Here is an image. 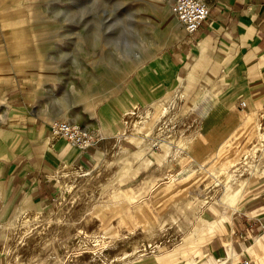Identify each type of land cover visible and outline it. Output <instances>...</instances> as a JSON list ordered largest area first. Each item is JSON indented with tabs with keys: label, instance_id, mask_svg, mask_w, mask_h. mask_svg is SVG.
Returning <instances> with one entry per match:
<instances>
[{
	"label": "rangeland",
	"instance_id": "rangeland-1",
	"mask_svg": "<svg viewBox=\"0 0 264 264\" xmlns=\"http://www.w3.org/2000/svg\"><path fill=\"white\" fill-rule=\"evenodd\" d=\"M174 1L0 0V87L8 81L0 96V169L28 144L44 149L58 120L81 125L94 143L86 162L56 165L49 199L31 191L16 197L7 170L0 174V264H161L168 258V264H184L197 245L183 241L186 209L179 211L172 197L186 186L189 203L222 198L221 182L206 190L214 169H221L223 178L226 171L236 175L245 162L264 156L262 100L201 163L192 157L162 170L153 155L165 142L177 150L181 137L197 138L199 107L205 103L188 90L190 78L176 82L172 52L184 34L172 12ZM5 3L12 4L8 10ZM170 15L178 33L166 25ZM16 21L21 26L12 30ZM136 126L145 141L154 140L144 151L132 138ZM104 130L108 137L101 139ZM6 146L15 152L10 159L2 157ZM136 152H145L153 164L145 167ZM152 174L157 183L138 192L134 202L120 196L138 191ZM200 208L199 218L204 215L216 227V208L204 203ZM145 211L160 226L149 222Z\"/></svg>",
	"mask_w": 264,
	"mask_h": 264
},
{
	"label": "crops",
	"instance_id": "crops-1",
	"mask_svg": "<svg viewBox=\"0 0 264 264\" xmlns=\"http://www.w3.org/2000/svg\"><path fill=\"white\" fill-rule=\"evenodd\" d=\"M10 5L5 3L4 9L8 10ZM208 6L210 14L196 33L187 34L181 24L184 36L176 53L172 52V61L178 63L176 82L190 78L186 83L188 90L192 88L199 94V101L206 103L199 107L197 131L194 132H198L197 138L190 136L184 147L185 157L179 159L174 154L175 143L165 142L162 148H154L152 153L162 163V170L191 161L192 157L198 163L207 159L246 122L254 109L253 103L264 101V0H209ZM19 26V21L14 22L12 30ZM16 39L17 45L22 42L21 37ZM3 86L0 87V96L3 95ZM253 120L258 121L255 117ZM141 146L140 150L144 151L145 145ZM35 148L28 144L16 155L10 146L3 149L5 155L2 157L10 159L15 155L11 163L2 165L0 174L7 170L16 197L31 191L34 197L49 199L57 183L56 165L62 163L68 167L71 161L84 163L93 150L71 147L67 141L64 143L54 136L49 138L44 149ZM122 148L124 153H131L127 147ZM134 154L144 157L145 152ZM145 161V167L154 162L150 158ZM239 169L236 175L224 172V178L221 169H214L213 180L206 184V190L217 189L221 182L222 198L196 199V203H189L186 186L182 187L184 192L181 195L172 197L171 201L179 211L186 209L184 220L187 224L184 227L187 231L183 241L197 245L194 256L191 255L184 264H241L244 259L250 264H264V160L255 159L252 164L250 160ZM230 175H234L233 181H230ZM156 178L157 174H152L139 184L138 191H122L120 196L134 202L138 192H146L157 183ZM171 181L172 178H168V183ZM202 203L216 208L220 219L216 227L210 226L209 219L202 217L204 215L199 218ZM224 208H229L227 215L222 213ZM143 215L152 224L160 226L147 211ZM219 226L222 233L215 235ZM169 261L170 258L161 264Z\"/></svg>",
	"mask_w": 264,
	"mask_h": 264
},
{
	"label": "built area",
	"instance_id": "built-area-1",
	"mask_svg": "<svg viewBox=\"0 0 264 264\" xmlns=\"http://www.w3.org/2000/svg\"><path fill=\"white\" fill-rule=\"evenodd\" d=\"M172 12L184 26L186 33L193 35L208 18L210 8L203 0H175ZM50 131L51 135L64 138L68 145L80 150H86L94 145L93 136L87 129L68 120L56 121ZM241 264H250V262L244 259Z\"/></svg>",
	"mask_w": 264,
	"mask_h": 264
},
{
	"label": "bare ground",
	"instance_id": "bare-ground-1",
	"mask_svg": "<svg viewBox=\"0 0 264 264\" xmlns=\"http://www.w3.org/2000/svg\"><path fill=\"white\" fill-rule=\"evenodd\" d=\"M177 18V17H176ZM176 18L174 17V16H172V15H170L168 18H167V26H169V28H170V30L173 32H175V31H177V33L179 32V29H178V22H177V20H176ZM179 21V20H178ZM180 23V22H179ZM181 24V23H180ZM182 26V25H181ZM73 123V122H72ZM76 124V123H75ZM139 127L140 126H136V130H135V132H134V134L132 135V138L134 139V140H136L137 142H139V144L140 145H145V146H147V145H149V144H151V142H153L154 140H152V141H150V140H148V141H145L144 139H143V137H142V134H141V132H140V129H139ZM153 129V128H152ZM100 131V130H99ZM160 132V131H159ZM109 133V130H107V131H103L102 133H101V137H99V138H101V139H105V138H107L108 136H107V134ZM54 137L56 136V135H53ZM59 137V136H58ZM189 138H183V137H181L180 138V140L178 139V142H179V147H178V149L177 150H175V157H176V159L178 158H182V157H185V155H184V147H185V145H186V142H187V140H188ZM157 141H156V143H155V145H159V144H161L162 143V140H160L159 138H157L156 139ZM154 143V142H153ZM263 151H264V149H263ZM187 154V153H186ZM170 157V156H169ZM145 158V157H144ZM168 158V157H167ZM175 159V158H174ZM184 160V159H183ZM262 160H264V156H262L261 157V159H260V161H262ZM168 161V160H167ZM175 161V160H174ZM173 161V162H174ZM165 162V161H164ZM168 162H170V159H169V161ZM148 164L150 163V161H148L147 162ZM153 163V162H152ZM171 163V162H170ZM166 164V163H165ZM169 164V163H168ZM145 166H147V165H145ZM165 167V166H164ZM255 167V166H254ZM258 168V166H256V168L255 169H257ZM227 172V171H226ZM252 177V176H251ZM217 179V178H216ZM230 179V181H233V177L232 178H229ZM150 180V179H149ZM229 181V180H228ZM146 182V181H145ZM231 183V182H230ZM244 186V185H243ZM243 190V189H242ZM240 193H241V191H240ZM238 194V193H237ZM233 196V195H232ZM236 198V197H235ZM231 200H233V199H231ZM239 201V200H238ZM234 202V201H233ZM235 207V206H234ZM234 207L232 208V209H234ZM230 208V207H229ZM235 210V209H234ZM199 229V228H198ZM99 243V240L97 241V244ZM96 244V245H97ZM139 250V249H138ZM137 251V250H136ZM128 258V257H127Z\"/></svg>",
	"mask_w": 264,
	"mask_h": 264
}]
</instances>
